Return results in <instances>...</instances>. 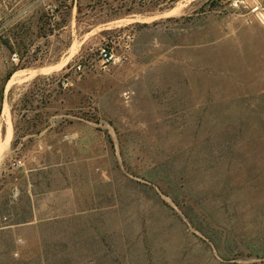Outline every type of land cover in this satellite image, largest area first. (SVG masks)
I'll list each match as a JSON object with an SVG mask.
<instances>
[{
  "label": "rangeland",
  "instance_id": "obj_1",
  "mask_svg": "<svg viewBox=\"0 0 264 264\" xmlns=\"http://www.w3.org/2000/svg\"><path fill=\"white\" fill-rule=\"evenodd\" d=\"M0 141V264H264V0H0Z\"/></svg>",
  "mask_w": 264,
  "mask_h": 264
},
{
  "label": "built area",
  "instance_id": "obj_2",
  "mask_svg": "<svg viewBox=\"0 0 264 264\" xmlns=\"http://www.w3.org/2000/svg\"><path fill=\"white\" fill-rule=\"evenodd\" d=\"M117 36L119 37V39H121L119 43L122 42L121 44L122 48H129V46L131 45L134 39V33L130 30L121 32ZM115 55H116L115 43H113V45H107L101 48L99 56H100V61L102 65L107 66L108 64L113 62V60L115 59ZM12 60L16 63L20 60V56L17 52L13 53ZM81 68H82V65L79 64L78 69L81 70Z\"/></svg>",
  "mask_w": 264,
  "mask_h": 264
},
{
  "label": "bare ground",
  "instance_id": "obj_3",
  "mask_svg": "<svg viewBox=\"0 0 264 264\" xmlns=\"http://www.w3.org/2000/svg\"><path fill=\"white\" fill-rule=\"evenodd\" d=\"M251 6L253 7L254 10H258L259 9L258 5L255 2L252 3Z\"/></svg>",
  "mask_w": 264,
  "mask_h": 264
},
{
  "label": "crops",
  "instance_id": "obj_4",
  "mask_svg": "<svg viewBox=\"0 0 264 264\" xmlns=\"http://www.w3.org/2000/svg\"><path fill=\"white\" fill-rule=\"evenodd\" d=\"M1 142V141H0Z\"/></svg>",
  "mask_w": 264,
  "mask_h": 264
}]
</instances>
